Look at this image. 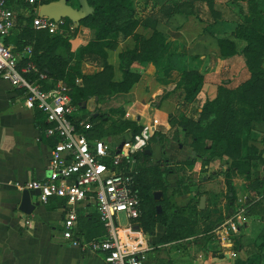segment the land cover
Masks as SVG:
<instances>
[{"label":"rangeland","instance_id":"1","mask_svg":"<svg viewBox=\"0 0 264 264\" xmlns=\"http://www.w3.org/2000/svg\"><path fill=\"white\" fill-rule=\"evenodd\" d=\"M131 1L132 20L137 23L134 32L145 39L159 34L164 50L154 60L130 63V69L139 74V80L127 93H111L108 83L121 79L122 69L130 62L128 51L135 46L133 36L105 49L108 68L103 71L102 67L91 62L80 63L81 74L96 75L95 80L101 83L99 93L82 103L86 115L98 117L95 121L98 129L93 134L118 136L121 141L132 145L135 141L132 125L141 126V131L147 129L149 136L137 154V164L144 159L142 152L148 154L153 162L156 160L152 158L167 160L165 163L171 172L166 176V194H172L179 206L190 204L197 209L184 214L193 225V237H197V244L190 241L187 245L191 248L197 245V253L222 255L227 246L217 238V229L229 218L234 220L238 231L228 236L232 241L228 247L234 251L242 248L245 221L250 217L258 219L261 215L262 226L256 240L248 244L249 256L246 258L264 264V248L257 251V244L264 241L260 237L264 229V85L260 88L262 95H256L258 98L248 93L246 82L251 78V72L242 52L245 41L236 35L237 25L248 19L250 7L256 6L264 14V0H180L188 3L184 4L186 9L196 12L192 17L182 14V21L175 17L176 14L163 20L165 8L171 5L172 0ZM71 6L80 8L74 0ZM24 24H17L13 31L15 35ZM69 26L63 35L70 38L69 64L73 65V54L86 40L72 36V25ZM219 38L232 40L237 54L222 57L218 48ZM27 47L31 49V44L16 50L26 54ZM167 68L169 72H165ZM183 70L198 71L203 77L200 90L188 98L177 87ZM169 73L175 74L164 82V86L151 93L150 84H153L154 76L165 79ZM76 82L81 83V78ZM212 101L215 112L202 115L203 106ZM246 113L251 117L248 118ZM141 114L144 118L140 121L137 115ZM196 118H200L202 126L213 120L224 129V148H228L232 136H236L239 139L238 154L233 155L228 150L222 158L213 159L210 139H199L197 144H193L192 137L186 134L180 123ZM234 158L239 161L246 159L249 167L236 166ZM230 184L235 189L233 202L230 201ZM159 192L162 194L161 191L154 192L158 199L163 197ZM200 196L205 197L203 209L199 208ZM119 221L121 224L127 222L122 215ZM164 229L158 225L155 233L161 235ZM193 257L194 253H191L190 258ZM246 258L235 256L233 261Z\"/></svg>","mask_w":264,"mask_h":264},{"label":"trees","instance_id":"2","mask_svg":"<svg viewBox=\"0 0 264 264\" xmlns=\"http://www.w3.org/2000/svg\"><path fill=\"white\" fill-rule=\"evenodd\" d=\"M49 1L54 0H46L45 2ZM72 1L68 0L67 3L71 5ZM74 1L78 3V0ZM87 2L92 8L90 15L80 21H71L64 18L66 22L65 28H69V25H72V36L86 40L73 54L75 60L73 65L69 64L71 54L70 38L63 34H49L47 31L33 29L31 11L21 0H8V4L12 3V5L20 7L21 11L18 13L17 24L20 22H25V24L20 28L17 35L13 32L3 40L5 44L15 45L16 49H22L26 44H31V55L28 59L36 65L39 71L47 76L45 79L39 80V83L46 89L53 87L58 81H62L69 86L71 103L76 107L71 119L78 123L88 118L93 123V128L90 131V136L93 137L95 136L92 134L93 131L98 129L95 123L98 117L93 114L86 115L82 103L99 93L101 83L95 80L96 75L81 74L80 63L82 61L91 62L102 67L103 71L108 68L105 49L113 48L117 42L128 36H133L135 46L128 51L130 62L122 69L121 79L108 83L111 93H127L139 80V74L130 69V63L134 61L146 62L158 58L159 53L164 50V45L158 39L159 34H154L150 38L145 39L134 32L137 23L132 20L133 4L131 0H87ZM184 4L188 3L172 0L171 5L165 8L163 20L165 21L173 14L196 16L195 10L186 9ZM263 17L262 10H259L256 6L250 7L248 19L240 22L236 29V35L245 41L242 52L247 58L245 63L251 72V78L246 82L249 89L248 93H252L256 98H258L256 95H262L260 88L264 85ZM155 20L158 19L155 18ZM155 43L157 44L155 45ZM218 48L220 55L224 58L237 54L235 43L228 38H219ZM28 59L26 54H23L21 64ZM31 77L34 78L36 75H31ZM77 78H81V83L76 82ZM202 82V74L198 71L183 70L177 87L181 88L184 95L188 98L190 97L189 95L196 94L200 90ZM212 104L213 101L203 106L202 115H211L215 112L212 109ZM246 114L248 118L251 117L250 113ZM180 126L187 135L192 137L193 144H197L199 139H210L212 141L211 158L213 159L222 158L228 153V150L233 155L238 152L239 139L236 136H232L228 148H224L222 144L224 129L215 121L213 122V120L202 126L200 118H196L193 121L185 119L180 123ZM131 129L132 134H138L141 131V126L133 124ZM142 155L144 159L142 163L137 164L136 174L138 194L141 198V215L136 220V224L149 234H154L158 225L164 226L165 229L160 237V244H168L193 236V225L188 222L184 214L186 212H196L197 209L194 206H190V204L179 206L175 203L172 194H166L168 186L166 176L171 172L170 167L165 163L167 160L163 159L159 162H153L148 154L142 152ZM234 164L238 167H249L246 159H240L239 161L234 158ZM263 183L261 181V185ZM228 189L231 191L230 201L233 202L235 189L231 184ZM155 191L162 192L163 197L160 201L154 199L153 193ZM61 201L59 200L57 205H62L63 201ZM158 204L161 207L160 212H158L156 207ZM96 218V221L103 227L98 214ZM260 237L264 239V229ZM263 248L264 241L259 243L257 249L260 251ZM235 264H258V260L246 258L237 260Z\"/></svg>","mask_w":264,"mask_h":264},{"label":"built area","instance_id":"3","mask_svg":"<svg viewBox=\"0 0 264 264\" xmlns=\"http://www.w3.org/2000/svg\"><path fill=\"white\" fill-rule=\"evenodd\" d=\"M21 1L31 11L33 29L49 34L65 32L64 18L54 20L40 14V7L47 3L46 0ZM17 6L8 4V0H0V80L23 91V103L27 108L44 114L47 122L44 135L54 142L49 152L47 176L41 180L16 183V187L36 191L42 204L52 198L63 199L62 236L74 245H78L73 233L78 217L77 205L93 202L104 234L90 240L87 246L93 251L103 252L106 264H146L148 252L161 246L149 243L143 230L134 227L141 215L136 178L137 154L147 142V129L134 134L132 145L124 141L120 146H113L104 139L90 136L93 123L88 119L74 122L71 115L76 107L71 103L70 87L58 81L53 87L44 88L39 80L47 76L28 59L31 49L27 47L28 60L21 64L23 54L16 50L15 45L4 43L3 39L17 26ZM121 215L125 217L126 224L120 223ZM28 222L25 221L26 224ZM237 231L234 220L229 218L218 227L216 236L228 247L232 242L228 236ZM230 254L235 256L234 252Z\"/></svg>","mask_w":264,"mask_h":264},{"label":"crops","instance_id":"4","mask_svg":"<svg viewBox=\"0 0 264 264\" xmlns=\"http://www.w3.org/2000/svg\"><path fill=\"white\" fill-rule=\"evenodd\" d=\"M175 17L179 21L184 20L182 14H176ZM169 71L165 69V72ZM174 74L169 73L165 79L154 76L153 84H150L151 93L164 86V82ZM23 101L22 90L0 80V264H106L103 252L93 251L87 246L90 240L104 234V227L96 221L97 211L93 202L77 205L78 219L73 233L78 245L62 236L65 213L63 199L52 198L42 204L38 201L36 191L27 190L30 202L36 205L30 213L21 210L25 190L17 188L16 183L41 180L47 176L49 152L54 142L44 135L47 126L44 114L27 108ZM143 118L142 114L137 115L140 121ZM93 138L104 139L113 146L123 143L118 136L95 135ZM152 159L159 162L158 159ZM59 200L63 201L62 205H57ZM257 218L250 217L245 221L242 248L234 251L227 247L219 257L197 253V245L192 248L188 246L190 241H196L197 244L196 236L166 246L160 244L163 233L159 235L143 231L149 243L161 245L148 252L146 264H235L233 257L249 256L247 246L256 240L262 226L261 215ZM134 227L139 228L136 221ZM192 249L194 251L190 252ZM230 252H234L235 256ZM191 253H194L193 258H190Z\"/></svg>","mask_w":264,"mask_h":264},{"label":"water","instance_id":"5","mask_svg":"<svg viewBox=\"0 0 264 264\" xmlns=\"http://www.w3.org/2000/svg\"><path fill=\"white\" fill-rule=\"evenodd\" d=\"M68 0H54L49 1L47 3H44L40 7V14L46 15L54 20H59L61 18H67L71 21H80L81 19L87 17L92 13V8L89 6L87 0H78L79 9H76L72 7L70 4L67 3ZM160 195H162L159 192ZM154 199L156 201H160V199L157 198L156 193H154ZM205 204V197L200 196L199 198V208L203 209ZM36 204H32L29 199V193L25 189L23 192V198L21 202V210H23L25 213H30ZM158 212L161 211V207L158 204L157 206Z\"/></svg>","mask_w":264,"mask_h":264}]
</instances>
